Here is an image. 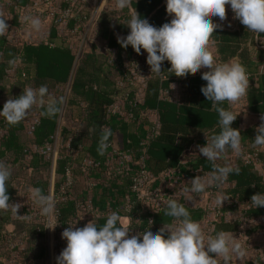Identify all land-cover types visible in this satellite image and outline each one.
<instances>
[{"label": "trees", "instance_id": "obj_1", "mask_svg": "<svg viewBox=\"0 0 264 264\" xmlns=\"http://www.w3.org/2000/svg\"><path fill=\"white\" fill-rule=\"evenodd\" d=\"M43 1L0 0V14L9 25V32L0 37V109L4 99L19 97L25 88L46 85L49 97L63 98L61 112L47 117L43 115L44 108L33 106L16 125H9L0 117V161L11 170L28 172L27 186L31 190L40 188L45 195H50L52 188L56 201L53 223L57 224L52 230L56 234L57 256L66 247V241L61 238L65 228L74 223L75 227H83L91 221L103 225L113 211L127 218L133 228L130 235L151 227L158 231L164 224L174 223L164 214L168 199L184 204L192 220L202 222L209 210L192 206L188 198L177 197L174 190H180L183 180L209 177L214 165L231 166L240 171L239 175L230 174L225 183L212 185L202 192L211 193V199L219 194L228 197L206 236L220 231L237 233L241 218L250 227L245 234L263 231L264 207L255 208L251 197L264 193V174L245 163L240 155L223 161L232 155L230 149L214 162L200 154L183 163L184 154L197 142H205L220 131L218 114L201 92V87L206 85L201 74L208 69L177 77L168 71L170 63L164 61L162 73L142 83H137L126 69L129 57H144L137 55L131 46L122 48L117 36L125 37L129 33L125 23L134 9L156 27L169 22L164 0H132L131 6L122 11L113 0L97 17L88 48L79 59L65 45V38L78 39V33L70 35L76 28L83 33V17L89 18L92 14L86 0H52L56 9L74 10L77 13L74 19L61 27L50 23L44 39L16 38L23 14ZM262 38L264 33L257 36L237 19L234 28L222 26L214 30L209 40L218 63L238 59L246 67L249 90L244 97V109L257 117L264 116ZM114 106L116 113L108 114V108ZM222 106L237 115L231 127L239 130L243 151L253 154L257 147L254 145L257 127L242 130L239 126L242 112L233 110L228 102ZM152 117L155 121H151ZM62 119L64 125H61ZM109 128L112 131L109 146L100 155L99 141L103 131ZM120 154L126 158L121 159ZM258 156L264 164V153ZM142 167L152 180L151 186L163 189L161 196L149 204L132 195L133 179ZM15 175L18 174H12L6 184L10 204L18 201ZM91 180L102 185L98 196L88 194L93 186ZM81 181L88 184L78 194ZM173 184V190L164 188ZM228 213H236V218L225 220ZM17 214L20 216L10 209L0 210V261L27 264L45 260L47 217L40 214L33 200L22 205ZM256 261L258 264L259 259Z\"/></svg>", "mask_w": 264, "mask_h": 264}, {"label": "clouds", "instance_id": "obj_2", "mask_svg": "<svg viewBox=\"0 0 264 264\" xmlns=\"http://www.w3.org/2000/svg\"><path fill=\"white\" fill-rule=\"evenodd\" d=\"M165 3L166 13L171 17L169 22L156 27L146 18H141L134 9L125 23L130 31L125 37L117 36V43L125 49L131 46L137 55H141L143 49L147 53L146 63L151 74L157 76L162 73L164 61L170 63L168 71L177 77L207 68L208 71L201 74L202 80L206 81L201 92L212 102L218 114L220 131L212 135L204 146H198L199 153L211 162L229 149L239 155L242 152L241 134L231 127L237 115L222 105L224 102L236 104L247 96L249 75L238 59L222 63L216 61L209 49V40L214 30L222 25L214 23L212 18L224 21L225 6L229 5L234 18L258 36L264 33V0H165ZM131 4L132 0H115L116 8L121 11ZM6 20L0 14V37L9 32ZM24 22L34 31L41 28L42 22L37 16H25ZM62 103L63 98L57 100L48 96L46 85L36 89L27 87L22 95L4 103L0 117L9 125H16L25 119L33 106L44 108L43 115L55 117L61 112ZM261 121L255 129V146H264V116ZM111 136L110 128L103 131L98 146L100 155L109 146ZM239 171L231 166L214 165L209 177L196 176L184 191L202 193L212 185L225 183L230 174L239 175ZM11 175L9 166L0 161V210L10 209L20 216L17 213L22 205L10 204L7 194L6 184ZM31 197L40 214L51 221L56 214L53 196L45 195L40 188H33ZM227 199L226 195L219 194L216 203L221 206ZM251 204L255 208L264 207V193L254 194ZM165 205L164 214L174 223L164 224L158 231L151 227L130 235L133 228L121 221L117 211L108 214L103 225L92 221L83 227H75L76 223L69 225L61 234L66 247L55 258L56 264H217V257L222 258L223 264H231L233 257L238 260L245 257L246 249L232 234L220 231L206 236L201 224L192 220L184 204L168 199ZM210 254H215L214 258Z\"/></svg>", "mask_w": 264, "mask_h": 264}, {"label": "built area", "instance_id": "obj_3", "mask_svg": "<svg viewBox=\"0 0 264 264\" xmlns=\"http://www.w3.org/2000/svg\"><path fill=\"white\" fill-rule=\"evenodd\" d=\"M71 1V0H66ZM72 2V1H71ZM165 3V0H164ZM54 2L52 0H44L43 3L36 5L33 8L28 9L22 17V25L16 34H18V37H21L25 41H30L32 36L29 32H31V28L29 25H27L24 22V17L28 15L37 16L41 19V22L44 23L45 21H49V23H52L55 26H63L65 22L68 20L74 19L76 16V12L72 9H56L53 6ZM166 4V3H165ZM226 8V19L224 21H220L218 17L212 18L213 22L217 24H221L222 26L226 28H234L236 24V18H234V13L231 11V8L229 5L225 6ZM83 20L85 21V28L83 33L79 32V28L73 29L70 32L71 36H75V34H79L78 43L73 39L69 38L67 42H65L69 48H71L76 53V58L79 59V57L84 52V47L86 44L89 43L91 36L94 33L95 27H96V21L97 17L94 16V14H91L89 18L83 17ZM25 35V36H24ZM71 40H74L71 42ZM264 43V38L261 39ZM147 58H141V59H135L133 57H129L127 60V67L126 69L129 71L130 75L135 79L137 83H142L145 79H148L150 77H153L155 74H151L150 72V66L146 63ZM117 111L116 106L108 108L107 112L108 114H115ZM261 152L260 146H257L255 148V152L253 154H248L243 151L241 154H239L242 158V160L247 164H252L255 169L258 168L261 165V160L259 159L258 154ZM121 159L126 158L124 154H120ZM152 180L150 179L149 175L147 174L144 167H142L141 171L138 172V174L133 179V186H132V195L136 199L144 200L147 204L150 202H155L156 198L161 196V192L163 191L162 188H154L151 186ZM175 184L171 185V187H174ZM168 186V185H166ZM165 188V187H164ZM167 190H173L171 188L166 187ZM158 194V195H157ZM154 197V199L152 198ZM222 202L219 210L217 211L215 215V221H213L210 225H212L214 222H216L217 218L221 215V210L224 207ZM239 214V213H238ZM241 228L248 226V221H246L245 218H241ZM53 221H49L47 219V228H49L51 225H53ZM213 227V225H212ZM211 227V228H212ZM61 253V252H60ZM257 264V263H254ZM259 264V263H258Z\"/></svg>", "mask_w": 264, "mask_h": 264}, {"label": "rangeland", "instance_id": "obj_4", "mask_svg": "<svg viewBox=\"0 0 264 264\" xmlns=\"http://www.w3.org/2000/svg\"><path fill=\"white\" fill-rule=\"evenodd\" d=\"M34 32H36V31H34ZM75 41L78 43L77 39H75ZM209 49L212 51V48L210 46H209ZM7 100H8V98L4 99V103L7 102ZM237 106H239V107H237ZM242 106H243L242 104H237L236 105V109H234V110L238 112V111H240L242 109ZM245 120L247 121V119H245ZM259 124H260V122H258L257 120L253 119L249 125L251 127H253V126H258ZM61 125H64V120L63 119L61 120ZM58 139L59 138H57L56 142H58ZM196 156H198L197 150L188 151V152H186L184 154L183 161L184 162L188 161V160H190V159H192V158H194ZM231 156L224 157L223 161L227 162L229 160V158L232 159ZM12 172H13L12 174H18V175H15L16 181L14 182V186L18 190V201L16 203H20L21 205H25L28 201L32 200V197H31L32 190L30 189V187L27 186V182L29 180V173L26 172V171L25 172H19L17 168L13 169ZM262 174H263V172H262ZM184 184H186V183H184ZM188 184H189V186H191V181L187 182V185ZM166 187L174 189V187H171L170 185L165 186V189H166ZM174 192H176L175 195L177 197L180 196L181 194L183 196H191L192 195V197H190V199L193 200V204L201 205V206H203V208L209 210V213H212L211 217H210V221L208 222V224L212 223L214 216L216 215L217 211L220 208V205L216 203L217 197L213 198V200H211V198H210L211 193L205 192L204 194L198 195L199 198H195L194 199L193 197H198V196H196L195 193L184 191V188H182L180 190H176L175 189ZM50 195L53 196L52 188H51ZM51 221H53V219ZM261 225L264 227V221H263V223H261ZM249 229H250L249 226L243 227L244 233L247 230H249ZM48 231H49V233H48V241H47L48 252H47V256H46L45 260H43L41 262L39 261L37 263L29 262L27 264H56V261H55V258L57 257V252L55 251L56 234L53 233L52 229L48 228ZM244 233L243 232L240 233L239 241L242 243L241 245H243V247L246 249V255H245V257L243 259H239V260L236 257H233L232 260H231V264H245L247 260H248L247 262H249V260H250V262H254V263L257 262L256 261L257 258H255V254L257 253V250L258 249L260 250V248H261L260 247L262 245L261 239L262 240L264 239L263 238L264 230L261 231L260 233H257L255 235H251V236H249L247 234H244ZM247 239L251 242L250 246L246 242ZM263 246H262V249H263ZM213 258H214V256H213ZM0 264H9V263H5L4 261L2 262V260H1ZM217 264H223L222 258L217 257ZM259 264H264V258H263V261L262 260L259 261Z\"/></svg>", "mask_w": 264, "mask_h": 264}, {"label": "crops", "instance_id": "obj_5", "mask_svg": "<svg viewBox=\"0 0 264 264\" xmlns=\"http://www.w3.org/2000/svg\"><path fill=\"white\" fill-rule=\"evenodd\" d=\"M87 2H88V4H89V6H90V8L92 9V14H94V16H96V17H98L99 16V14H100V12L102 11V10H104V9H106V8H108L109 6H111L112 4H113V0H86ZM169 19H171V17L169 16ZM50 27V23H49V21H45L44 23H41V28H40V30L39 31H36V32H34L33 30H31V32H29L32 36H30L29 38H34V37H38L39 39H44L45 37H46V35H47V31H48V28ZM25 36V35H24ZM16 38H21L22 40H23V38H22V36L21 37H18V34H17V36H16ZM68 39L69 38H65V42H67L68 41ZM74 40H71V42H73ZM209 46L212 48V52H213V55H214V48L209 44ZM88 48V44H86V46L84 47V51L86 50ZM142 56L143 57H145V58H147V53L146 52H144V53H142ZM205 69L206 68H202L201 69V71H205ZM237 104H242L243 106H242V109L240 110V111H238L239 113L240 112H242V114L240 115V117H239V126H240V128L242 129V130H244V129H247V128H250L251 126L249 125L250 123H251V121L253 120V119H255V120H257L258 122H260V124H261V117H257V116H254V115H252V114H249V113H247L246 111H245V109H244V98H242L241 99V101H239L238 103H236V104H231V106H232V108H233V110L234 109H236V105ZM237 107H239V106H237ZM244 119V120H243ZM245 119H247V121L245 120ZM151 121H155L154 120V118L152 117L151 118ZM259 124V125H260ZM258 125V126H259ZM258 126H256V127H258ZM206 144V141L205 142H203V141H200V142H197V144H195V146H193L189 151H191V150H197V152H198V155H200V153H199V147L198 146H204ZM241 147H242V149H244V147L241 145ZM260 150H261V153H264V146H260ZM237 154H235L233 151H232V156L233 157H235ZM231 156V157H232ZM238 156V155H237ZM185 162H187V161H185ZM184 161H183V163H185ZM256 170H258L259 172H263V174H264V164L261 162V165L258 167V168H256ZM191 180H183L180 184H179V189H182V188H184L185 189V187H186V184H187V182H190ZM91 182L93 183V186H92V190L90 191V192H88V194H90V196L92 197L93 195H95V196H98L99 195V192L103 189L102 188V185L100 184V182H98V181H93V180H91ZM184 183H186V184H184ZM86 184H88V182H84V181H81L80 182V185L77 187V189H78V194H81L82 193V191H83V189H84V186L86 185ZM183 185V186H182ZM202 194H204V193H202ZM182 195V194H181ZM196 195V194H195ZM84 196H87V192H84ZM196 196H198V195H196ZM184 197H186V198H188L189 199V202H190V204L192 205V206H194V207H199V208H202V209H204V210H207V209H205V208H203V206H201V205H198V204H193V200L192 199H190V197H192V195L191 196H184ZM194 199L195 198H199V196L198 197H193ZM211 198V197H210ZM211 200H213V199H211ZM211 214L212 213H209V215H208V217H206V219L205 220H203L202 222H200V224H201V226H202V230H203V232L205 233V235L207 234V231L210 229V223L208 224V222L210 221V217H211ZM236 216V213H228V214H226L225 215V220H233L234 218H236L235 217ZM121 217V221L122 222H127L128 223V220H127V218L126 217H124V216H120ZM213 221H215V216H214V218H213ZM212 221V222H213ZM263 221H264V219L262 220V223H263ZM8 230H11V227H8ZM244 233V230H243V228H241L240 227V229H239V231L237 232V233H231L233 236H234V238H237L238 239V241H239V238H240V233ZM261 231H259V232H257V233H260ZM257 233H253V234H251V235H255V234H257ZM245 234V233H244ZM251 235H249V236H251ZM263 236V235H262ZM263 238H264V236H263ZM261 241H262V245L260 246L261 248H260V250L258 249L257 250V253L255 254V258H257V259H259V261H263V258H264V239L262 240L261 239ZM240 242V241H239ZM246 242L248 243V245L250 246L251 245V242L247 239L246 240ZM241 243V242H240ZM242 244V243H241ZM243 246V245H242ZM262 246H263V249H262ZM248 261V260H247ZM246 261V263L245 264H248L249 262H250V260H249V262H247Z\"/></svg>", "mask_w": 264, "mask_h": 264}, {"label": "water", "instance_id": "obj_6", "mask_svg": "<svg viewBox=\"0 0 264 264\" xmlns=\"http://www.w3.org/2000/svg\"><path fill=\"white\" fill-rule=\"evenodd\" d=\"M117 145L115 144V147H116Z\"/></svg>", "mask_w": 264, "mask_h": 264}]
</instances>
